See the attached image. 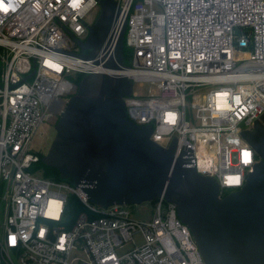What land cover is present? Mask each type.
<instances>
[{
    "label": "built area",
    "instance_id": "1",
    "mask_svg": "<svg viewBox=\"0 0 264 264\" xmlns=\"http://www.w3.org/2000/svg\"><path fill=\"white\" fill-rule=\"evenodd\" d=\"M100 1L0 0V264H205L174 204L155 201L150 221L126 205L99 207L72 181L37 176L33 141L79 79L128 76L130 120L164 148L176 139L177 156L189 152L187 166L215 179L220 198L241 190L260 161L243 133L264 116V0H114L110 49L84 60L78 42ZM124 23L131 67L96 65ZM146 83L157 90L135 92Z\"/></svg>",
    "mask_w": 264,
    "mask_h": 264
},
{
    "label": "water",
    "instance_id": "2",
    "mask_svg": "<svg viewBox=\"0 0 264 264\" xmlns=\"http://www.w3.org/2000/svg\"><path fill=\"white\" fill-rule=\"evenodd\" d=\"M101 11L78 42L84 60H95L110 49L120 16L118 3L101 0ZM124 23L113 54L96 61L103 68L123 71ZM111 51V50H110ZM109 51V52H110ZM134 83L128 76L91 74L63 110L56 136L42 163L72 181L99 207L136 205L164 198L176 206L190 229L205 264H264V116L243 137L260 161L244 187L219 197L218 182L201 176L177 140L164 148L151 139V126H138L128 117L125 98Z\"/></svg>",
    "mask_w": 264,
    "mask_h": 264
},
{
    "label": "rangeland",
    "instance_id": "3",
    "mask_svg": "<svg viewBox=\"0 0 264 264\" xmlns=\"http://www.w3.org/2000/svg\"><path fill=\"white\" fill-rule=\"evenodd\" d=\"M154 9L157 13L161 12V10L157 6ZM129 54H130L129 50H126L125 65L128 67H131V63L129 60ZM82 80L83 78L79 79V85ZM150 90L156 91L157 86L152 85L150 83L144 84L143 87L139 86V84H135V92L141 96H145V97L148 96ZM66 106H67V103L66 105L57 104L53 107L49 120L47 121V123H45L42 126V128L39 130V132L37 133L33 141L34 152L40 154L43 157L48 153L54 141V138L56 136L55 126H57L58 124L57 119L55 118V116H52V113L55 114V111L57 109L59 108L61 109L62 107H64L65 109ZM32 171L36 173L37 176L44 177L47 170L44 166L35 164L32 168ZM154 206H155V202H145V203L136 204V205H126L127 209L131 212L132 217L140 221H150L151 220L153 216ZM135 241L138 245H141L143 243V239L139 235L135 237ZM133 248L134 246L131 242L126 243L122 248H119L117 250V254L119 256L124 255L128 251L132 250Z\"/></svg>",
    "mask_w": 264,
    "mask_h": 264
},
{
    "label": "trees",
    "instance_id": "4",
    "mask_svg": "<svg viewBox=\"0 0 264 264\" xmlns=\"http://www.w3.org/2000/svg\"><path fill=\"white\" fill-rule=\"evenodd\" d=\"M125 56H126V51H125ZM81 78L80 76H78V79ZM43 158V156H41ZM39 165H42L46 168V174H45V177H51V178H54V179H59L60 178V175L58 173V171L50 168V167H47L46 165H44L42 163V160L40 161ZM79 210V208H78Z\"/></svg>",
    "mask_w": 264,
    "mask_h": 264
},
{
    "label": "flooded vegetation",
    "instance_id": "5",
    "mask_svg": "<svg viewBox=\"0 0 264 264\" xmlns=\"http://www.w3.org/2000/svg\"><path fill=\"white\" fill-rule=\"evenodd\" d=\"M63 110H64V107H62L61 109H60V108L57 109V110L55 111V114L52 113V116H55V118L57 119V122L59 121L60 116H61ZM55 127H56V126H55Z\"/></svg>",
    "mask_w": 264,
    "mask_h": 264
},
{
    "label": "clouds",
    "instance_id": "6",
    "mask_svg": "<svg viewBox=\"0 0 264 264\" xmlns=\"http://www.w3.org/2000/svg\"><path fill=\"white\" fill-rule=\"evenodd\" d=\"M0 8H3V11L7 12L8 11V8L5 7L2 3H0Z\"/></svg>",
    "mask_w": 264,
    "mask_h": 264
},
{
    "label": "bare ground",
    "instance_id": "7",
    "mask_svg": "<svg viewBox=\"0 0 264 264\" xmlns=\"http://www.w3.org/2000/svg\"><path fill=\"white\" fill-rule=\"evenodd\" d=\"M126 74L129 75L130 74V71H126Z\"/></svg>",
    "mask_w": 264,
    "mask_h": 264
}]
</instances>
